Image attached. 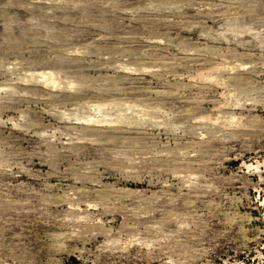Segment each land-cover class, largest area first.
Masks as SVG:
<instances>
[{
	"label": "rangeland",
	"instance_id": "1",
	"mask_svg": "<svg viewBox=\"0 0 264 264\" xmlns=\"http://www.w3.org/2000/svg\"><path fill=\"white\" fill-rule=\"evenodd\" d=\"M0 264H264V0H0Z\"/></svg>",
	"mask_w": 264,
	"mask_h": 264
}]
</instances>
